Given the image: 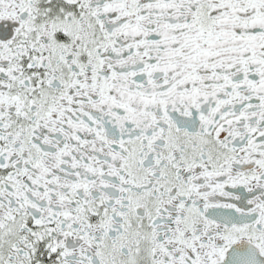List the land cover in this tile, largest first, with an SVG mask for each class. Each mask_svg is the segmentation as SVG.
<instances>
[{
  "label": "snow or ice",
  "instance_id": "1",
  "mask_svg": "<svg viewBox=\"0 0 264 264\" xmlns=\"http://www.w3.org/2000/svg\"><path fill=\"white\" fill-rule=\"evenodd\" d=\"M0 264H264V0H0Z\"/></svg>",
  "mask_w": 264,
  "mask_h": 264
}]
</instances>
